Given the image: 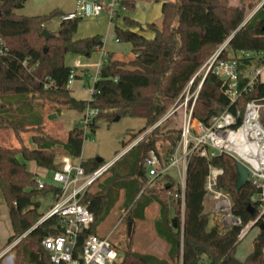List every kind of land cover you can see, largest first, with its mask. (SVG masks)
I'll use <instances>...</instances> for the list:
<instances>
[{
	"label": "trees",
	"instance_id": "1",
	"mask_svg": "<svg viewBox=\"0 0 264 264\" xmlns=\"http://www.w3.org/2000/svg\"><path fill=\"white\" fill-rule=\"evenodd\" d=\"M137 1L119 0L116 14L121 10H135ZM24 3L25 0H0V130L12 131L18 142L16 145L0 143V192L13 231L7 246L14 243L10 249L14 252V264H53L42 241L48 235L61 232L57 215L39 223L45 213L40 211L37 200L47 193L57 197L61 189L45 182L40 187L38 177L28 169L26 161L34 160L48 169L57 168V158L61 154L80 157L86 139L81 123L75 124L63 137L51 135L43 116L48 103L58 113L64 109L97 108L99 112L88 124L91 131L97 128L100 117L113 120L120 115L146 119V125L124 143V149L141 138L95 180L105 175L101 182L97 181L98 190H87L83 197V202L94 214L89 230L94 233L99 221L116 205L121 194V208L128 210L132 222L143 220L146 209L153 203L159 205L154 229L169 245V258L139 253L128 244L122 251L120 264H171L170 261L180 260L181 264H200L204 258L207 264H229L241 229L258 217L253 226L264 222V213L260 216L261 207L256 198L260 188L249 181L237 189L236 159L227 153L211 159L192 153L183 190L180 181L170 173L149 183L146 162L148 151L152 149L163 164L175 150L181 138V127L171 128L162 135L157 124L192 79L193 90L203 79L192 116L204 123H210L225 110L243 112L248 100L264 97V81L246 87L252 70L264 61V56L257 58L256 55L264 53V17L246 21L256 5L255 0L241 4L228 0L165 1L160 23L146 24L147 29L154 31L152 38L133 30L132 27L142 29L144 25L124 16L126 27L115 23L116 39L132 45L134 58L127 62L114 60L109 53L94 82L95 91L87 100L71 95L72 67L65 63V57L69 53L90 56L104 45L103 37L93 35L76 39L82 18H67L57 9L41 15L18 14L16 10ZM260 9L264 10V1ZM56 16L63 18L53 32L55 35L47 39L42 30L46 22ZM241 52L255 55L238 56ZM217 53V61H238L239 89L243 92L233 102L213 71L205 77L197 74L204 62ZM24 133H31L34 147L26 143ZM81 162L87 173L105 164L97 159ZM209 164L223 169L217 185L229 195L231 212L241 219L240 225L221 226L211 222L205 212ZM244 263L264 264V228L255 237L253 251Z\"/></svg>",
	"mask_w": 264,
	"mask_h": 264
},
{
	"label": "built area",
	"instance_id": "2",
	"mask_svg": "<svg viewBox=\"0 0 264 264\" xmlns=\"http://www.w3.org/2000/svg\"><path fill=\"white\" fill-rule=\"evenodd\" d=\"M77 3V10L65 15V17H95L106 10L111 18H115V12L119 6V1L115 0L111 2L77 0ZM241 55L251 56L255 54L241 52ZM217 56L218 53L209 60L206 72L211 70L221 79V88L233 102L243 92L239 89L238 61L237 59L217 61ZM106 60L107 58L103 54L95 64L99 70L95 81L99 78L100 70ZM81 66L80 61L75 59L71 66L69 85L72 84L77 75L76 68ZM261 70V66L252 70L246 87H251L260 80ZM199 90L200 88L191 92L188 88L183 91L185 114L184 123L181 126V138L175 150L168 156L166 163H162L155 150L148 151L146 166L149 183H152L160 175L168 173L170 169H176L181 187L184 188L188 159L192 153L197 152L207 159H211L220 153H227L249 168L250 181L261 190L256 198L259 200L261 214H263L264 155L260 153V150L264 149V97L248 100L243 112L233 113L225 110L214 116L210 123H204L192 116L193 105L199 96ZM94 91L93 84L90 88L91 95ZM98 112L97 108H86L85 115L80 122L84 127L86 138L88 124ZM240 117L241 121L239 122ZM242 127H245L246 134L240 139L237 134ZM112 164L113 162H107L91 173H87L81 161H75V158L70 155L61 156L59 165L53 173V180L56 186L60 187L61 193L56 197L55 204L42 217L43 220L53 215L60 218L61 232L57 235H48L42 241L53 264H118L120 253L110 237H101L89 231L94 222V214L83 202V197L88 188ZM222 173L223 169L209 164L205 185L207 195L213 200V210L221 226L240 225L241 219L231 212L232 202L229 195L218 188V177ZM38 182L40 187L44 183L40 178H38ZM258 218L250 221L241 229L238 234L239 241L246 235L248 227L252 223L254 224ZM13 245L14 243L8 246L0 257L8 253ZM207 263L208 260L204 258L200 264Z\"/></svg>",
	"mask_w": 264,
	"mask_h": 264
},
{
	"label": "rangeland",
	"instance_id": "3",
	"mask_svg": "<svg viewBox=\"0 0 264 264\" xmlns=\"http://www.w3.org/2000/svg\"><path fill=\"white\" fill-rule=\"evenodd\" d=\"M228 2L231 3L229 0ZM77 5V0H25L23 7L17 9L16 12L22 15H41L47 14L57 9L62 11L63 14H68V12L70 11L75 12L77 10ZM59 17L60 16H56L46 22V29L47 27L51 28L52 24L56 22ZM89 18L91 17H83L82 19L86 20ZM109 42L111 44V47H115L118 44L115 40V37L110 38ZM120 44L127 45L129 43L121 42ZM100 54V50H96L88 57L86 55H77L70 53L66 56L65 62L67 63V65H71L73 64L75 58H80L83 61L95 64L100 60ZM129 54L126 53L125 55ZM209 60L210 59L204 62L197 74H201L203 77H205V75L207 74L206 71L208 68ZM96 69L97 67L93 65L89 68L88 74L86 76L75 79L74 83L72 84L73 88H75L76 90V95L74 97L81 100L89 99L90 88L93 86L95 81ZM262 77L263 76H261V78ZM202 80H199L196 88L193 90L192 79L185 89L190 88L191 92H194L201 87ZM184 100L185 95H183L182 92L181 96L177 98L173 106L157 124L162 135H164L165 132L171 128H180L183 125L185 114V106H183ZM172 111H174L173 115H170ZM55 113L56 112L53 105H51V103H48L44 108L43 116L47 120L45 125L48 132L51 135L60 138L65 134H60L61 127L59 121H57L55 119L56 117H54ZM80 114L81 112L78 110H71L70 112L66 113L65 116L64 114H62L61 117L66 119V124L71 123L69 127L72 128L78 122V117ZM145 125L146 119L143 117L122 116L118 120H110L107 117H100L97 121V128L95 129V131H91L90 127H87V138L84 141L82 153L80 157L75 158V161H89L97 159L99 161L101 160L102 163H107L115 156H118L115 159L116 161L123 154H125L133 146V144L139 140L141 136L137 138L132 144L128 145L126 147L127 149H124V143L129 142L131 137L134 134L138 133ZM8 139L9 138L7 136H2V133L0 131V143L12 145V142ZM162 143L166 144V141L163 140ZM61 156L62 154L58 156L57 161L61 158ZM39 169V176L45 183L56 185L53 180V173L57 168L48 169L45 167H40ZM168 173L173 175L176 180L180 179L176 169H170ZM104 176H102L99 181H97L101 182L104 179ZM97 181L88 188L89 191L94 192L98 190L96 186ZM56 199L57 198L52 193H47L38 197L37 200L40 201V211L42 213H46L52 207V205L55 204ZM122 201L123 194L120 195L119 200L117 201L116 205L110 210V212L101 221H99L95 230V233L101 237H110V240L116 245L120 253L118 264H120L123 258L122 251L127 247L128 244L131 245V247L139 253L154 254L158 257L168 259L169 245L161 240L156 239L154 236V238L151 239L152 235H154L153 219L159 214V205L157 203H153L150 207H148L146 209L145 219L134 221L132 223L131 235H129L128 228L129 222L131 220L128 218V210L121 208ZM6 208V203L0 201V211L1 214H3V224L0 225V251L3 249L4 251H6V249L8 248L7 243L11 233L6 223ZM14 259V252L10 251L2 256L1 264H14ZM170 262L171 264H181V260Z\"/></svg>",
	"mask_w": 264,
	"mask_h": 264
},
{
	"label": "crops",
	"instance_id": "4",
	"mask_svg": "<svg viewBox=\"0 0 264 264\" xmlns=\"http://www.w3.org/2000/svg\"><path fill=\"white\" fill-rule=\"evenodd\" d=\"M104 1L105 2H111L113 0H104ZM115 1H119V0H115ZM165 1H168V0H138L136 2L135 10H133V11H124V10L122 11L121 10V11H119V15H117L115 12V18H111L109 12L104 10L98 16L91 17V18L86 19V20L82 19L78 25V28H77V31L75 34V38L78 39V38H83V37H90L93 35H100L104 39V45L101 48L97 49V50L101 51L100 58L103 54H105V57L107 58L108 54L111 53L112 59H114V60H120V61H126V62L130 61L131 59L134 58V54L132 52V45L130 43L127 44L128 46L127 45H121L120 44L121 42L116 39L115 23H117L118 25H120L122 27H126V24L124 22L123 17L129 16L130 18H132V19L138 21L140 24L144 25V27L142 29L139 26L132 27L133 30L141 31L143 33V35H145L146 37L152 38L154 36V31L151 29H147L146 24H150V23H157L158 24L161 21L162 4ZM229 1L233 4H241L243 1H248V0H229ZM263 1L264 0H255L256 5L249 12V14L246 18V21H248L252 17H253V19L264 17V10L260 9L262 4H263ZM72 12L73 11H70V12H68V14L72 13ZM65 15H67V14L65 13ZM62 18H63V16H60L59 19L52 24V27L51 28L47 27V29L50 31H53V32L56 31L60 25ZM105 33H106V35H105ZM112 37H115V40L118 43L115 47H111V44L109 42V39ZM126 53H128V54L130 53V54L125 55ZM77 55H80V54H77ZM237 55L240 56L241 53H238ZM263 56H264V53H259L257 55V58L263 57ZM65 59H66V57H65ZM75 59L79 60L80 63L82 64L81 67L76 68L77 75H76L75 79L86 76L88 74L89 68L92 67L93 65L96 67V65H95L96 63L94 64V63H90L87 61H83L80 58H75ZM70 66H72V64ZM260 66L262 68L261 75H260V81H264V64H262ZM98 71L99 70L96 69L95 77H96V74L98 73ZM261 76H263V77L261 78ZM75 79H74V81H75ZM74 81L72 82V84L74 83ZM72 84L69 85V88L71 90V95L75 96L76 90H75V88H73ZM90 98H91V93H90L89 99ZM71 110H74V109H64L59 113L56 112L54 115V117H56L55 119L57 121H59V124L61 127V133L60 134H66L69 130H71L74 127L73 126L72 128H70L69 126L71 123L66 124V122H67L66 119L61 117L62 114H64V116H65L66 113L70 112ZM80 112H81V114L79 115L78 122L76 124L81 122V120L83 119V117L85 115L86 110L80 111ZM46 122H47V120L44 117V123H46ZM0 131L2 133V136L3 135L7 136L9 138L8 140L11 141L13 145L18 144V142H17L12 131H10V130H0ZM24 137H25V141L27 144H29L30 146H33V147L35 146V144L31 140V133H24ZM2 140H4V139H2ZM117 157L118 156H115L109 162H114ZM20 158L22 159L21 156H20ZM59 160L57 161L58 165H59ZM26 165L30 171L34 172L38 178L43 180L39 176V173H38L40 171L39 168L41 166H39L36 163V161H34V160L26 161ZM0 201L5 202L4 197H3L1 192H0ZM204 206H205V212L208 213L210 218H211V222H214V223L217 222L218 223V221L216 219V214L213 210V200L209 195H207L205 198ZM6 210H7V214H5L6 223H7L8 227L11 231L10 235H12L13 231H12V226H11V222H10V217L8 214V208H6ZM158 215L153 219V227H154V221L158 217ZM145 217H146V212H145ZM2 218H3V214H1V211H0V225L3 224ZM252 224L248 227V231H247L246 235L244 236V238H242L239 241V243L236 247V250H235L234 257L237 260H239L240 262H245L248 255L253 251L254 239L260 231L259 226H253ZM153 231H154V235H152L151 239L155 237L156 239L165 242L156 234L154 228H153ZM0 252L3 253L4 249L1 250ZM1 253H0V255H1Z\"/></svg>",
	"mask_w": 264,
	"mask_h": 264
},
{
	"label": "water",
	"instance_id": "5",
	"mask_svg": "<svg viewBox=\"0 0 264 264\" xmlns=\"http://www.w3.org/2000/svg\"><path fill=\"white\" fill-rule=\"evenodd\" d=\"M42 34L47 39L50 37H53L55 35L53 32H51L50 30H48L46 28H44L42 30ZM228 41L225 44H227ZM200 96H202V95H200ZM119 118H120V115H117L114 119L118 120ZM235 165H236L237 172H238V180H237L236 186H237V189L239 190L250 181V171H249V168L240 160H236ZM41 221H43V218L39 221V223ZM132 223H133L132 221L129 222V228H128V234L129 235L132 232ZM259 227H260V229L264 228V222L260 223ZM229 264H245V263L240 262L235 257H233Z\"/></svg>",
	"mask_w": 264,
	"mask_h": 264
},
{
	"label": "bare ground",
	"instance_id": "6",
	"mask_svg": "<svg viewBox=\"0 0 264 264\" xmlns=\"http://www.w3.org/2000/svg\"><path fill=\"white\" fill-rule=\"evenodd\" d=\"M245 134H246V132H245V127H242V128L239 130L237 136H238V138L241 139V136H244ZM260 153H261L262 155H264V149H261V150H260Z\"/></svg>",
	"mask_w": 264,
	"mask_h": 264
}]
</instances>
